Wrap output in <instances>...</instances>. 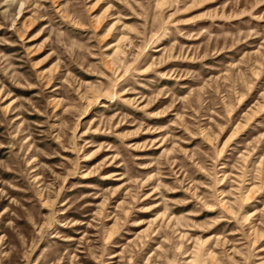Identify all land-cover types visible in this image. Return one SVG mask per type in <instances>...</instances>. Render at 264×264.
<instances>
[{
  "label": "rangeland",
  "instance_id": "1",
  "mask_svg": "<svg viewBox=\"0 0 264 264\" xmlns=\"http://www.w3.org/2000/svg\"><path fill=\"white\" fill-rule=\"evenodd\" d=\"M0 264H264V0H0Z\"/></svg>",
  "mask_w": 264,
  "mask_h": 264
}]
</instances>
